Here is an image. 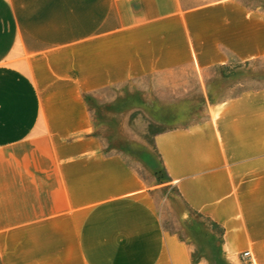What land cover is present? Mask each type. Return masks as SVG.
<instances>
[{
	"label": "crops",
	"instance_id": "0c3cea01",
	"mask_svg": "<svg viewBox=\"0 0 264 264\" xmlns=\"http://www.w3.org/2000/svg\"><path fill=\"white\" fill-rule=\"evenodd\" d=\"M232 60H264L250 0H0V264H206L162 227L167 186L226 253L264 247V90L155 134L156 185L108 152L90 105L186 70L202 92Z\"/></svg>",
	"mask_w": 264,
	"mask_h": 264
},
{
	"label": "rangeland",
	"instance_id": "374dc122",
	"mask_svg": "<svg viewBox=\"0 0 264 264\" xmlns=\"http://www.w3.org/2000/svg\"><path fill=\"white\" fill-rule=\"evenodd\" d=\"M250 3L264 9V0ZM204 85L199 91L195 74L186 70L173 81L148 79L97 94L90 101L97 134L109 153L124 157L148 184L164 183L167 177L153 136L201 122L206 110L203 100L218 103L264 90V60H232L226 67L207 71ZM154 196L162 227L188 244L195 263L264 264V247L230 249L226 253L222 226L188 209L172 186L156 191ZM244 251L251 252V260L241 257Z\"/></svg>",
	"mask_w": 264,
	"mask_h": 264
},
{
	"label": "built area",
	"instance_id": "2783aa9c",
	"mask_svg": "<svg viewBox=\"0 0 264 264\" xmlns=\"http://www.w3.org/2000/svg\"><path fill=\"white\" fill-rule=\"evenodd\" d=\"M241 257H242L243 259H249V260L252 259L251 252H249V251H244V252L241 254Z\"/></svg>",
	"mask_w": 264,
	"mask_h": 264
}]
</instances>
